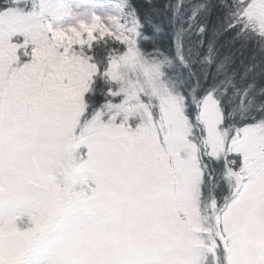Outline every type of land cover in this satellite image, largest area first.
I'll list each match as a JSON object with an SVG mask.
<instances>
[{"label": "snow or ice", "instance_id": "obj_1", "mask_svg": "<svg viewBox=\"0 0 264 264\" xmlns=\"http://www.w3.org/2000/svg\"><path fill=\"white\" fill-rule=\"evenodd\" d=\"M0 264H264V0H0Z\"/></svg>", "mask_w": 264, "mask_h": 264}]
</instances>
